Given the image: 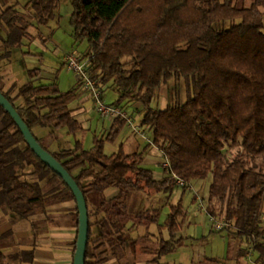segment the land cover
Returning <instances> with one entry per match:
<instances>
[{
	"label": "trees",
	"instance_id": "trees-1",
	"mask_svg": "<svg viewBox=\"0 0 264 264\" xmlns=\"http://www.w3.org/2000/svg\"><path fill=\"white\" fill-rule=\"evenodd\" d=\"M60 1L29 0V18L17 4L0 10V27L6 31L0 35V57L22 47L33 21L48 23ZM72 2L71 25L76 42L88 43L85 60L91 78L97 87L115 88L119 97L112 105L131 101L144 108L142 125L150 129L153 145L164 151L171 165L157 179L144 165L145 148L128 152L121 143L117 151L107 153L106 143L116 142L128 124L123 117L113 119L106 137L95 134L90 149L77 140L74 148L51 151L35 129L53 126L73 135L83 132L84 123L71 108L81 96L79 87L84 89L82 82L69 91L55 82L37 84L39 67L28 70L26 83L13 82L4 90L0 72V90L84 192L90 218L85 264H141L142 257L145 264H165L163 258L185 239L182 231L188 215L182 201L171 202L178 187L172 172L190 185L212 175L209 214L228 224L224 229L229 237L250 243L257 252L256 264H264V164H257L264 156V0ZM218 23L223 24L216 27ZM173 79L185 80L187 100L164 109L154 107L160 88ZM15 90L17 97H23L22 104H16ZM228 145L240 146L232 159L226 154ZM50 183L57 184L52 191L44 190ZM62 186L68 191H60ZM111 188L117 193L108 198L105 192ZM61 192H65L61 201L75 200L0 104L2 211L28 220L47 213L53 204L49 194ZM157 196L160 201L151 204ZM74 210L79 215L78 208ZM75 225L79 228V219ZM12 233L0 235V264L21 257L32 263L34 248L2 250ZM248 254L241 246L237 264H245ZM193 264L222 262L204 257Z\"/></svg>",
	"mask_w": 264,
	"mask_h": 264
},
{
	"label": "rangeland",
	"instance_id": "rangeland-1",
	"mask_svg": "<svg viewBox=\"0 0 264 264\" xmlns=\"http://www.w3.org/2000/svg\"><path fill=\"white\" fill-rule=\"evenodd\" d=\"M28 1L29 0H0V10H4L11 5L17 4L21 14L24 17H28L30 12L29 8L26 6ZM73 9L72 0H61L56 9L55 16L48 23L38 24L36 21H33L34 24L30 27L29 36L24 39L22 47L18 49H11L12 52L10 56L3 58L0 57V65H2V68H5L3 75L4 90H8L13 82L18 83L19 85L26 83L29 80V76L27 74L28 70L39 67L42 69L44 68L42 72L48 77L38 80L37 84L58 82L61 90L63 91H69L78 86L80 78L78 73L69 69L66 62L63 64V60L61 59L67 51L69 54L81 56L84 60L88 58L87 41L76 42L74 37V29L71 25ZM221 24L223 23L216 24V27ZM229 26L230 25L227 24L225 27ZM2 34L5 35L6 31L0 27V35ZM34 53L36 55H33ZM15 64L17 68L14 66ZM98 88H100L101 96H104V101L107 104H112L119 97L118 92L114 87L101 85ZM78 90L79 93H81V96L71 104V107H76L77 104L85 98V105L91 109L92 115H94L92 118L94 129L88 130L85 128L83 132L73 135L69 134L66 128L56 130L53 126L37 127L35 129L36 136L45 142L51 151L56 152L61 149L74 148L77 140H81L84 143V147L86 149H90L93 146L94 135L98 134L106 137L109 129L111 128L113 118H102L98 115L95 109L94 99L91 97V94L87 90H84L83 88L81 89L80 87ZM17 92V90L13 92V95L16 98V104H22L24 99L21 96L17 97ZM186 100L187 85L185 80L173 79L160 88L156 98L154 99L153 106L159 109H164L169 105L183 103ZM122 106L124 107L123 109L131 115L135 124L138 125L140 131L146 135L147 139H144L140 132L135 131L127 124L121 134L122 136L120 135L116 142L106 143V152L112 153L117 151L120 144L123 142V139H125L123 137L130 136L129 141L126 144L127 151L131 152L135 147H138V144L141 145L139 141H142L143 146H139V148L143 149L144 147L148 153H153L154 151L159 158L157 163H148L146 166L151 167L156 176H164V151L154 146L153 143L148 142V140H151L152 138V132L148 127L142 125V118L145 114L144 108L131 101H123L121 107ZM51 132H54L57 135L56 139L50 134ZM239 149L240 146L228 145L226 147L227 157L232 159L234 154H236ZM257 164L260 166L264 164V156L257 161ZM211 182L212 175H210L206 181L191 183V188H186V190H184L185 188L181 186L174 189L171 202L173 204H177L182 201L188 213L184 229L182 231L185 239L176 251L163 258V263L193 264V262L201 260L204 257H215L220 259L222 264H237V251L241 246L247 247L249 255L251 256L248 258L249 260H244V263H256L257 252H255L250 243L245 240L241 241L238 238L229 237L228 230L226 229H222L220 231L216 229L217 222L225 224V221L220 218L212 217L208 212V196ZM56 184L57 183H50L43 186V188L46 191H52L53 186ZM60 191H68V189L62 186ZM110 192L111 191L105 192V195H108ZM64 193L65 192L57 194L53 193L52 195L49 194L53 202L50 209H53L54 207L57 208L43 214V216H49V218L46 217L47 223L45 224V229L48 225L62 226L66 225L68 222L70 223L71 221H77V219H79L77 212L67 208L66 201L63 202L60 200ZM159 197L160 196L151 198V204L154 205L158 203L160 201ZM161 199L163 198L161 197ZM150 200L147 199V206L150 204ZM134 203L135 202H133V204ZM0 211L4 216L6 215L10 217L12 215V213L5 214L1 207ZM12 235L8 236L2 245V250L8 253H11L12 251ZM13 261L14 259L10 260L9 264H12Z\"/></svg>",
	"mask_w": 264,
	"mask_h": 264
},
{
	"label": "crops",
	"instance_id": "crops-1",
	"mask_svg": "<svg viewBox=\"0 0 264 264\" xmlns=\"http://www.w3.org/2000/svg\"><path fill=\"white\" fill-rule=\"evenodd\" d=\"M2 50L3 48H1L0 46V54L2 53ZM68 54L69 53L67 51L61 58L63 60V64L66 62V56ZM33 55L36 54L34 53ZM14 66L17 68L16 64ZM0 71L4 75L5 68H2V65H0ZM44 77H48V76H45L43 72H41L39 78L44 79ZM85 100L86 99L83 98L81 102L77 104L76 107H71V108L73 109L74 115L84 123L85 128H87L88 130H92L94 129L93 120H92L94 115H92L91 109L85 105ZM123 138L125 139H123L122 143H124L126 147V144L129 141L130 136L128 137L124 136ZM139 143H141V145L138 144V146H143L142 141H139ZM158 159L159 158L154 151L153 153L146 152L144 165L146 166V164L148 163L155 164L157 163ZM146 167L152 169L149 166ZM154 176L157 179H161L164 177V176L162 177L156 176L155 172H154ZM107 191H111L108 195H106V197L108 198L113 197L117 193V189L115 188L108 189L106 190V192ZM66 204H67V208H69L70 210H74L77 207L76 200L70 199L66 201ZM50 207L48 208L49 212L57 208L54 207L53 209H50ZM168 210H169L168 207L164 209L162 217L166 212H168ZM46 217L49 218V216L37 215L31 217L28 220L18 221V219H16L14 214H12L10 217L6 215L4 216L0 211V235L9 230L13 231L11 252L30 250L32 248H34L35 251L32 263L27 262L25 258L21 257L17 260H14L12 264H18L19 262L22 264H73L74 255H75L74 252L75 240H77L78 238V228L75 225V221H71L70 223L68 222L66 225H62V226L48 225V227L45 229V224L47 223ZM243 248H247V247L243 246ZM249 257L251 256L248 254L246 259H248ZM145 260L146 258L142 257L141 264H145L144 262ZM165 264H169V263H165ZM246 264H248V262Z\"/></svg>",
	"mask_w": 264,
	"mask_h": 264
},
{
	"label": "water",
	"instance_id": "water-1",
	"mask_svg": "<svg viewBox=\"0 0 264 264\" xmlns=\"http://www.w3.org/2000/svg\"><path fill=\"white\" fill-rule=\"evenodd\" d=\"M0 104L12 116L19 126L26 142L33 152L47 164L72 190L77 208L79 211V228L77 238V248L74 255L73 264H85L87 257V248L90 237V218L89 209L83 190L74 177L66 170L60 161H58L51 152L46 150L35 137L30 127L26 124L16 107L0 90Z\"/></svg>",
	"mask_w": 264,
	"mask_h": 264
},
{
	"label": "built area",
	"instance_id": "built-area-1",
	"mask_svg": "<svg viewBox=\"0 0 264 264\" xmlns=\"http://www.w3.org/2000/svg\"><path fill=\"white\" fill-rule=\"evenodd\" d=\"M66 64L69 69H72L78 73L80 77L79 80L82 82L84 89L87 90L91 94V97L94 99L95 109L98 115H100L102 118L109 117L113 119L117 117H123L127 120L130 127H132L135 131L140 132L143 135L144 139H147L146 135L140 131L138 125L135 124L134 119L127 111H125L120 106L107 104L104 99L101 98V90L97 87L96 82L90 76L87 60L82 59L81 56L68 54V56L66 57ZM148 142L153 143L152 140H148ZM163 156V166L166 169L171 170V165L168 157L165 154H163ZM172 175L175 177L178 186L191 188L190 184H188L184 179L178 177L173 172ZM226 225L228 224L217 222L216 229L220 231L224 229Z\"/></svg>",
	"mask_w": 264,
	"mask_h": 264
}]
</instances>
